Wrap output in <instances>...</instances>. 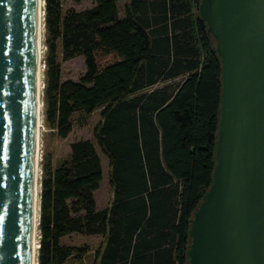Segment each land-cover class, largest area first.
Returning <instances> with one entry per match:
<instances>
[{
    "label": "trees",
    "instance_id": "1",
    "mask_svg": "<svg viewBox=\"0 0 264 264\" xmlns=\"http://www.w3.org/2000/svg\"><path fill=\"white\" fill-rule=\"evenodd\" d=\"M45 0L43 105L66 137L73 115L102 108L94 137L109 162L113 198L99 208L103 163L91 138L71 143L41 177L39 264H64L87 248L73 232L101 234L97 264H188L190 218L213 181L222 61L201 17V0H94L85 9ZM80 2L82 0H73ZM64 58L86 70L64 79Z\"/></svg>",
    "mask_w": 264,
    "mask_h": 264
},
{
    "label": "water",
    "instance_id": "2",
    "mask_svg": "<svg viewBox=\"0 0 264 264\" xmlns=\"http://www.w3.org/2000/svg\"><path fill=\"white\" fill-rule=\"evenodd\" d=\"M199 12L221 56L222 100L188 264H264V0H201ZM38 22V0H0V264L33 262Z\"/></svg>",
    "mask_w": 264,
    "mask_h": 264
},
{
    "label": "rangeland",
    "instance_id": "3",
    "mask_svg": "<svg viewBox=\"0 0 264 264\" xmlns=\"http://www.w3.org/2000/svg\"><path fill=\"white\" fill-rule=\"evenodd\" d=\"M129 0H120L119 9L120 14L124 15L125 4ZM94 4V0H82L76 2L73 0H65L63 8L66 11L68 8H75L78 10L85 9ZM46 32V29H45ZM45 45V41H44ZM47 47L45 50V54ZM59 60L62 64V76L64 79L72 78L78 80L86 70L85 58L83 55H76L71 58H64L62 47H59ZM46 57V55H45ZM46 68V67H45ZM43 108V124L40 132V152H41V168L43 175V163L50 157L53 164L56 165L62 159L69 156L71 152V143L80 138H91L94 140L97 149L101 155L103 163V180L100 186L95 190L97 205L99 208L110 204L113 198V188L109 180V162L107 156L103 153L97 140L94 137V128L102 119V108H97L92 113H84L78 111L73 115V129L66 136L61 137L56 130L51 128L44 119ZM39 239H41V232L39 231ZM105 237L101 234H84L80 232H73L62 237V243L72 245L80 248H87L88 251L82 256H72L67 259L64 264H97L95 261L96 250L104 243ZM39 257V254H38ZM39 264V262H38Z\"/></svg>",
    "mask_w": 264,
    "mask_h": 264
},
{
    "label": "bare ground",
    "instance_id": "4",
    "mask_svg": "<svg viewBox=\"0 0 264 264\" xmlns=\"http://www.w3.org/2000/svg\"><path fill=\"white\" fill-rule=\"evenodd\" d=\"M38 8H39V22H38V33H37V42L39 46V65L37 71V124H38V143L36 150V196H35V233L32 241L33 248V262L32 264H38V246H40L39 241V213H40V190H41V177H42V168H41V152H40V132L41 126L43 124V90H44V65H43V55L45 51L44 45V15H45V0H38Z\"/></svg>",
    "mask_w": 264,
    "mask_h": 264
},
{
    "label": "built area",
    "instance_id": "5",
    "mask_svg": "<svg viewBox=\"0 0 264 264\" xmlns=\"http://www.w3.org/2000/svg\"><path fill=\"white\" fill-rule=\"evenodd\" d=\"M45 50H46V45H45ZM43 65H44V67H46V62H45V51H44V55H43Z\"/></svg>",
    "mask_w": 264,
    "mask_h": 264
}]
</instances>
